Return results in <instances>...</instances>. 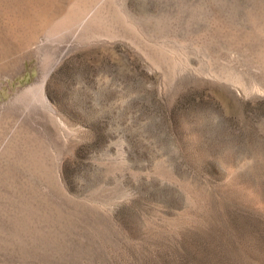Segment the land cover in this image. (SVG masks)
<instances>
[{"label":"rangeland","instance_id":"rangeland-1","mask_svg":"<svg viewBox=\"0 0 264 264\" xmlns=\"http://www.w3.org/2000/svg\"><path fill=\"white\" fill-rule=\"evenodd\" d=\"M57 3L0 60V264H264V0Z\"/></svg>","mask_w":264,"mask_h":264},{"label":"bare ground","instance_id":"bare-ground-1","mask_svg":"<svg viewBox=\"0 0 264 264\" xmlns=\"http://www.w3.org/2000/svg\"><path fill=\"white\" fill-rule=\"evenodd\" d=\"M11 4H14V6H12V7H10V10H16V7L18 6V5H21V4H23V6L25 5V6H27V8L28 9H30V10H28V9H26V10H28V12H30V11H32L31 12V14H27L26 15V17L24 18V19H22V17H21V20L20 21H18L19 20V18H18V20H16L15 19V17H12V18H10V20H9V22H7L6 24H3V25H1L0 24V60H3L4 58H7V57H11V56H13V54H15V53H17V52H19L20 50H23L24 48L23 47H26V44H28V43H30L31 42V40H32V38H33V33H34V29H35V25H33L34 24V22H37V19L39 18V16L40 15H42L43 16V18L42 19H40V20H42V25H44V24H47V22H49L50 21V19H51V16L55 13V11H59V10H61V8H62V6L59 4L58 5V3L56 4V0H12V2H10ZM17 3V4H16ZM22 6V5H21ZM24 6V7H25ZM21 7H19V9H20ZM22 9V8H21ZM20 9V10H21ZM25 9V8H24ZM15 12V11H14ZM27 12V11H26ZM86 13V12H85ZM104 15V14H103ZM38 19V20H39ZM72 19V18H71ZM70 19V20H71ZM35 24H39L38 22L37 23H35ZM33 25V26H32ZM18 27V28H17ZM17 28V29H16ZM25 29V30H27L26 32H22V29ZM27 28V29H26ZM26 49V48H25ZM13 59H15V57L13 58ZM15 61V60H14ZM11 63H13L12 61L9 63V64H11ZM0 67H2L3 68V70L7 67L6 66V64H2ZM45 76L41 79V81L39 82V84H38V86H37V95H39V97H40V99L42 100V102H43V104H47V101H46V98L44 97V94H43V84H44V80H45ZM38 97V96H37ZM40 100V101H41ZM45 104V105H46ZM17 105V104H16ZM42 105V104H41ZM47 106V105H46ZM44 108V107H43ZM8 110V109H7ZM54 112V111H53ZM7 114V116H8V113H6ZM12 114V113H11ZM10 114V115H11ZM5 115V114H4ZM9 115V116H10ZM13 115V114H12ZM15 115V114H14ZM12 117V116H11ZM7 119V118H6ZM6 119H4V116L3 115H1L0 116V137H2V133H4L3 132V126H5V125H8V124H4V123H6V122H8V121H5L4 122V120H6ZM14 119V118H13ZM8 120H10L9 118H8ZM12 120V119H11ZM10 126V125H9ZM9 126H8V128H9ZM18 127V126H17ZM24 127V126H23ZM12 129V128H11ZM10 129V130H11ZM6 130H7V128H6ZM9 131V130H8ZM13 131V130H12ZM11 131V132H12ZM11 132H9V133H11ZM16 132H17V130H16ZM31 132V131H30ZM9 133L8 134H6V135H8L9 136ZM12 134V133H11ZM21 134V133H20ZM25 134V133H24ZM24 134H23V137H24ZM28 134V133H27ZM6 135H4V136H6ZM13 135V134H12ZM44 135V134H43ZM3 136V137H4ZM16 136H18L17 134H16ZM7 137V136H6ZM12 137V136H11ZM18 138V137H17ZM19 139V138H18ZM26 139V138H25ZM14 140V139H13ZM31 140V139H30ZM2 141V140H1ZM0 141V142H1ZM6 141V140H5ZM22 142H24V141H22ZM43 142H44V140H43ZM7 143H9V142H6L4 145L7 147L8 145H6ZM20 143V142H19ZM37 143V142H36ZM26 144V143H25ZM24 144V145H25ZM1 145H3L2 144V142H1ZM22 144L20 143V146H21ZM41 145H42V143H41ZM19 146V145H18ZM14 147H16V146H14ZM13 147V148H14ZM11 148V147H10ZM7 149L6 148V150H7V152H8V154H12V150L11 149ZM17 148V147H16ZM15 148V149H16ZM3 149V148H2ZM1 149V150H2ZM14 149V150H15ZM17 150V152H18V148L16 149ZM24 150V149H23ZM38 150V149H37ZM20 151V150H19ZM22 152V151H21ZM2 153H4V152H2ZM5 153H6V151H5ZM19 153V152H18ZM7 154V153H6ZM5 154V155H6ZM13 155V154H12ZM19 155V154H18ZM24 155V154H23ZM15 156V155H14ZM7 157H9V156H7ZM11 157V156H10ZM15 158V157H14ZM10 160H11V158H10ZM12 161V160H11ZM3 169V168H2Z\"/></svg>","mask_w":264,"mask_h":264}]
</instances>
